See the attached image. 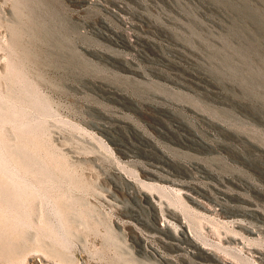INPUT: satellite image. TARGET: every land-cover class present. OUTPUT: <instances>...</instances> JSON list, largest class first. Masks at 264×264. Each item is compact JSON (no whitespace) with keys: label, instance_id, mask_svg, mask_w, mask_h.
<instances>
[{"label":"rangeland","instance_id":"rangeland-1","mask_svg":"<svg viewBox=\"0 0 264 264\" xmlns=\"http://www.w3.org/2000/svg\"><path fill=\"white\" fill-rule=\"evenodd\" d=\"M181 228L264 264V0H0V264H216Z\"/></svg>","mask_w":264,"mask_h":264},{"label":"bare ground","instance_id":"bare-ground-1","mask_svg":"<svg viewBox=\"0 0 264 264\" xmlns=\"http://www.w3.org/2000/svg\"><path fill=\"white\" fill-rule=\"evenodd\" d=\"M180 234H181V236L180 235L178 236V238L180 240L184 241L185 243L189 244L190 246L194 247L195 249H203L200 252L209 261L215 262L216 264H233L232 262L223 261V259H221L222 257L220 258L219 255H217L216 253L200 246L197 243V241H195V239L192 238L191 234L189 233V231L186 228H181Z\"/></svg>","mask_w":264,"mask_h":264}]
</instances>
